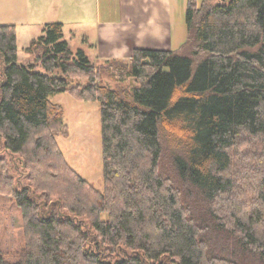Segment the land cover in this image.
<instances>
[{
  "label": "trees",
  "instance_id": "obj_1",
  "mask_svg": "<svg viewBox=\"0 0 264 264\" xmlns=\"http://www.w3.org/2000/svg\"><path fill=\"white\" fill-rule=\"evenodd\" d=\"M184 22L175 49L91 60L49 21L25 63L0 23V193L23 221L0 264H264V0H187ZM62 91L99 102L101 191L57 142ZM254 141L256 155L237 152Z\"/></svg>",
  "mask_w": 264,
  "mask_h": 264
},
{
  "label": "rangeland",
  "instance_id": "obj_2",
  "mask_svg": "<svg viewBox=\"0 0 264 264\" xmlns=\"http://www.w3.org/2000/svg\"><path fill=\"white\" fill-rule=\"evenodd\" d=\"M42 2V0H0V23H14L16 25L18 61L22 63H25L28 57L27 53L23 50L24 47L31 39L36 38V36L41 33L43 24L49 21L62 22V20H55L56 15L54 9L50 6L44 7ZM196 2L197 5H200L202 0H196ZM182 3L186 7L187 0H182ZM66 15H68L69 18L74 15V12L70 11ZM75 16H77V14ZM181 19H183V23L180 22V28L182 31H185V14L184 17L181 16ZM70 20L64 21V24L62 22L63 38L69 42L72 48L85 49L87 52L86 41L89 36L79 34L78 27L76 26L78 19L76 17ZM68 21H70V24L67 23ZM179 44H177V46H179ZM87 54L90 56V52H87ZM37 68L43 70L41 65H38ZM104 78V81L112 87H129L132 84H136L133 78H131V80L122 81L120 84L117 79L109 75H106ZM73 83H79L83 86L87 81L75 80ZM49 98L53 102L63 106L64 120L69 126L70 132L67 136H57V142L63 155L66 156L70 166L78 171L83 178L90 181L96 189L100 191L103 190L104 177L101 153L102 142L99 102L77 100L67 91L50 94ZM167 147L171 148L172 146L169 144ZM262 148L263 147H261L257 141L251 144L241 143L237 147V152L240 151L248 155H256L259 151H262ZM18 161L19 159H17V162ZM19 162L17 164V169L20 171V178H23L24 169ZM239 163L240 162L236 160L233 161L231 170L234 177H236V172L238 171L241 173L247 172L246 168L244 169L242 164ZM253 167L260 169L255 165H253ZM250 176L256 178L255 171H253ZM23 182L26 181L23 180ZM238 183L239 189L235 195L238 200L244 202L249 199L250 195H247L246 185H244L243 182ZM106 216V213H104L103 217L106 218ZM22 223V215L19 212L18 206L14 203L13 198L0 193V247L6 248L10 254H13V250H16L23 243V238H21L23 232Z\"/></svg>",
  "mask_w": 264,
  "mask_h": 264
},
{
  "label": "crops",
  "instance_id": "obj_3",
  "mask_svg": "<svg viewBox=\"0 0 264 264\" xmlns=\"http://www.w3.org/2000/svg\"><path fill=\"white\" fill-rule=\"evenodd\" d=\"M42 1L44 7L54 9L55 20L64 24L78 19L79 34L89 36L86 43L91 60L129 58L135 48L141 47L175 49L186 37V30L180 28L186 8L182 0ZM70 11L74 15L68 18Z\"/></svg>",
  "mask_w": 264,
  "mask_h": 264
}]
</instances>
